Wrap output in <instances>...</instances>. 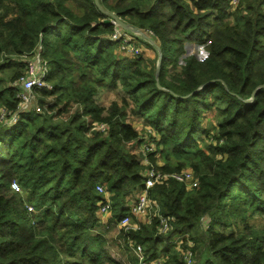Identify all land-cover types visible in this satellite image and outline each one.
I'll use <instances>...</instances> for the list:
<instances>
[{
	"label": "trees",
	"instance_id": "16d2710c",
	"mask_svg": "<svg viewBox=\"0 0 264 264\" xmlns=\"http://www.w3.org/2000/svg\"><path fill=\"white\" fill-rule=\"evenodd\" d=\"M99 3L154 55L122 53L94 0H0V111L17 116L0 119V264H138L136 244L164 264H187L188 249L190 264H264V229L247 221L264 215V0ZM185 42L205 56L184 55ZM37 52L49 85L32 89L40 111H17L13 81ZM102 88L120 98L100 105ZM145 136L154 150L143 151ZM150 165L188 167L198 185L148 189L165 233L158 215L110 233L96 184L117 223Z\"/></svg>",
	"mask_w": 264,
	"mask_h": 264
},
{
	"label": "built area",
	"instance_id": "2783aa9c",
	"mask_svg": "<svg viewBox=\"0 0 264 264\" xmlns=\"http://www.w3.org/2000/svg\"><path fill=\"white\" fill-rule=\"evenodd\" d=\"M227 1L230 8H234L240 3L241 0ZM110 23H112L114 26V30L111 33L110 38L118 41V48L122 53L134 56L139 51H141L140 47L135 43L130 34L126 30L120 28L114 19L110 18ZM25 61V71L15 81H13V83L18 87L17 97L19 102L17 105V111H26L29 109L40 111V107L36 102V96L32 92V89L48 87L49 84L46 81V63L39 57L38 52L31 57H25ZM7 114L10 115L6 118ZM16 118V113L10 111L6 112L5 110L0 111V119H5L8 123H13ZM94 128L106 132V124L103 122L94 123ZM147 130H149V128ZM149 141L150 142H148L147 145L142 146L144 152L150 150L152 151L155 148L152 140ZM144 163L148 164L147 158H145ZM144 174L142 189L134 201L129 205V212L119 220V223L126 228H138V224L131 221V215L141 213L145 214L149 210L153 211V215H158V213H156V202L150 199L148 196V189L155 183L161 182L166 178H172L180 183H183L187 189L194 188L198 185V178L190 168H182L180 170L164 172L157 166L150 165L145 169ZM11 186L15 189H18V186L15 182H12ZM95 190L99 195H101L100 199H98L97 214L102 219L104 215L110 212L109 192L100 183L96 184ZM27 208L28 210H32V206L29 204L27 205ZM158 216L159 220L157 230L159 233H165L169 229V217H162L160 215ZM133 250L137 257L138 264H164L162 256H158L153 259H146L140 244H136ZM183 257L187 264L192 263L191 250H186L183 253Z\"/></svg>",
	"mask_w": 264,
	"mask_h": 264
},
{
	"label": "rangeland",
	"instance_id": "374dc122",
	"mask_svg": "<svg viewBox=\"0 0 264 264\" xmlns=\"http://www.w3.org/2000/svg\"><path fill=\"white\" fill-rule=\"evenodd\" d=\"M136 43L139 44L138 42H136ZM141 48L147 49L144 45H140V49ZM186 54H194L197 58H203L206 53L200 44H197L194 42H192V43H186L185 42V44H184V55H186ZM153 55H154V52L151 49H148L147 56L152 57ZM22 68H23L22 69V73H23L25 71V68L23 66H22ZM119 98H120V93L117 90L104 89V88L99 90L97 93V96H96L97 102L103 106H108V104L112 100H118ZM208 115L210 116V114H208ZM140 119H141V117H137V116H132V117L129 116L128 117V120L132 121L136 125H137V123L141 124L142 121ZM138 127H140V126H138ZM149 130H151V129L149 128ZM149 140H151V138H149V136H145V139L142 142L141 146L147 145V143L150 142ZM159 161H161V160H159ZM185 168H188V167H185ZM145 215L148 218V220H150L151 216H153V211L149 210L147 213H145ZM101 220H102L101 225L103 226V228H108L110 226H113L110 233H116L117 231H119L118 228L122 229L123 231H127V230L132 229L129 227L128 228L124 227L123 225H121L119 223V221L117 223L115 222V220L112 218L111 206H110V212L108 214L104 215ZM131 221L136 222L137 224L141 223V220H139V217H136L135 215H131ZM247 221H248L249 225L252 227H255L257 229H261V228L264 229V215L261 213L251 212L249 214ZM241 226H242L241 223L238 222V225L235 226L236 228L234 227V225H232L231 227L238 230L241 228Z\"/></svg>",
	"mask_w": 264,
	"mask_h": 264
},
{
	"label": "water",
	"instance_id": "95a60500",
	"mask_svg": "<svg viewBox=\"0 0 264 264\" xmlns=\"http://www.w3.org/2000/svg\"><path fill=\"white\" fill-rule=\"evenodd\" d=\"M94 3H95V5H96V7L102 12V13H104L105 15H106V17L103 19V22L104 23H110V18H112V19H114L116 22H117V24H118V26L120 27V28H122V29H124V30H130V31H133V32H141L139 29H137V28H132L128 23H126L125 21H123V20H121L116 14H114L113 12H110V11H107V10H105L102 6H101V4L99 3V0H94ZM153 42V41H152ZM156 47H158V46H156ZM160 63H159V61H158V65H159ZM211 80H209V81H206L205 83H207V82H210ZM205 83H203V84H205ZM203 86V85H202ZM199 88H196L194 91H196V90H198ZM254 94H255V89L252 91V93H251V97L247 100L248 102L253 98V96H254Z\"/></svg>",
	"mask_w": 264,
	"mask_h": 264
},
{
	"label": "crops",
	"instance_id": "0c3cea01",
	"mask_svg": "<svg viewBox=\"0 0 264 264\" xmlns=\"http://www.w3.org/2000/svg\"><path fill=\"white\" fill-rule=\"evenodd\" d=\"M147 51H148V48L147 49H145V53L147 54ZM144 141V140H143ZM145 158L146 157H144V160H145ZM143 160V161H144ZM159 163H161V161H158ZM139 193V192H138ZM137 195L138 194H135L134 196H131V197H129L128 199H127V205H128V207H129V205L131 204V202H133L134 201V199L137 197ZM136 217H139V220H141V223H138V224H144V223H148L149 222V220H148V218L146 217V215L145 214H136L135 215Z\"/></svg>",
	"mask_w": 264,
	"mask_h": 264
}]
</instances>
